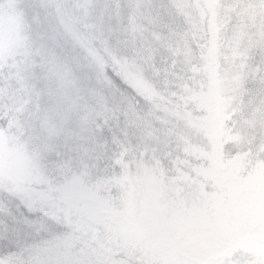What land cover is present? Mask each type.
<instances>
[{
  "label": "snow or ice",
  "instance_id": "1",
  "mask_svg": "<svg viewBox=\"0 0 264 264\" xmlns=\"http://www.w3.org/2000/svg\"><path fill=\"white\" fill-rule=\"evenodd\" d=\"M75 8L67 25L84 93L55 113L40 107L41 84L0 104L9 128L31 109L42 133L27 169L0 179V264H264V192L247 182L264 161V0ZM194 10L211 12L214 38L220 24L239 21L228 70L211 76L230 89L212 137L197 107L206 69L189 47ZM14 55L0 53V67ZM240 158L243 168L231 163Z\"/></svg>",
  "mask_w": 264,
  "mask_h": 264
},
{
  "label": "rangeland",
  "instance_id": "2",
  "mask_svg": "<svg viewBox=\"0 0 264 264\" xmlns=\"http://www.w3.org/2000/svg\"><path fill=\"white\" fill-rule=\"evenodd\" d=\"M31 2L34 3L33 14L31 16L23 14V18L30 21L28 26L20 23L16 11L5 7L4 4L0 5V53L8 49L15 52V55L0 67V89L7 91L6 96L0 97V102L2 99H8L13 103L22 94V85L31 87L41 84L40 107L55 113L61 103L66 107L71 98L84 93L85 85L81 75L84 67L78 59L77 41L72 36L65 35L67 32L61 25L55 24L56 15L52 17L55 21L51 27L47 25L45 15L50 6L48 7L45 0H31ZM219 27L221 30H226L227 24H220ZM189 47L193 48L194 58L200 60L201 65L206 69L201 73L200 83L203 85V91L197 107L202 113L210 114L207 118H203L206 134L209 137L216 136L220 127L216 124L214 112L210 111L207 101L213 98L214 108L220 110L221 102L228 101L230 89L224 86L213 90L211 76L214 71L223 74L228 70L223 66L229 65L230 49L227 43H222V47L216 52L212 47L211 57L215 61L210 64L209 56L201 59L198 55L195 41H190ZM18 67L21 69L23 79L16 75ZM33 103H35L34 99ZM203 103L207 108L202 109ZM28 111L12 127L11 136H0V179L4 181H10L14 174L27 169L34 157L40 154L41 125L29 116ZM231 163L235 167L243 168L246 161L240 158ZM247 182L253 190L264 192V161L256 162ZM261 210L264 211V206ZM176 238L185 237L183 233H179Z\"/></svg>",
  "mask_w": 264,
  "mask_h": 264
},
{
  "label": "trees",
  "instance_id": "3",
  "mask_svg": "<svg viewBox=\"0 0 264 264\" xmlns=\"http://www.w3.org/2000/svg\"><path fill=\"white\" fill-rule=\"evenodd\" d=\"M75 4H76V0H55L58 20L66 31L72 30V29L70 30V28L68 27L67 20H68L69 16H71L73 18V20H75L76 15H77V10L75 8ZM198 13H199L198 11L193 12V15H196L198 17L199 22L200 23L202 22V26L204 27L203 28L204 29V35L201 37L203 46H201L200 43L197 45V47L199 48V53L201 54L200 50L202 48L207 49L210 41L213 40V37L210 36V31L208 28V24L210 23V20L208 19V15L198 16L197 15ZM204 14H207V12H205ZM82 29L83 28H80L79 30L81 32H83ZM72 32H73V30H72ZM9 104H10V102H9ZM207 104L210 105V108L212 107L211 100H208ZM0 129H2L4 133H7L9 130L8 125L3 120H0Z\"/></svg>",
  "mask_w": 264,
  "mask_h": 264
}]
</instances>
